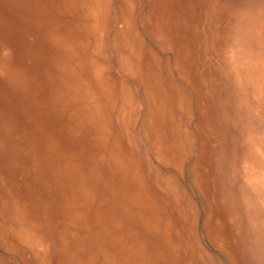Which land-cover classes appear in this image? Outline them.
Here are the masks:
<instances>
[{"label":"rangeland","instance_id":"1","mask_svg":"<svg viewBox=\"0 0 264 264\" xmlns=\"http://www.w3.org/2000/svg\"><path fill=\"white\" fill-rule=\"evenodd\" d=\"M0 264H264V0H0Z\"/></svg>","mask_w":264,"mask_h":264}]
</instances>
